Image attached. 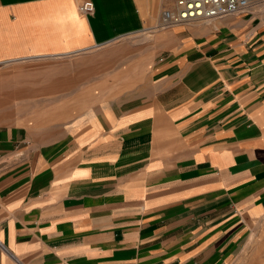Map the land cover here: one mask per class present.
<instances>
[{
  "label": "crops",
  "instance_id": "1",
  "mask_svg": "<svg viewBox=\"0 0 264 264\" xmlns=\"http://www.w3.org/2000/svg\"><path fill=\"white\" fill-rule=\"evenodd\" d=\"M156 1L0 0V264H264V0Z\"/></svg>",
  "mask_w": 264,
  "mask_h": 264
},
{
  "label": "built area",
  "instance_id": "2",
  "mask_svg": "<svg viewBox=\"0 0 264 264\" xmlns=\"http://www.w3.org/2000/svg\"><path fill=\"white\" fill-rule=\"evenodd\" d=\"M251 9V0H174V7L162 13V26L171 28L188 23L211 22L226 16L248 14ZM80 11L92 13L93 3H84Z\"/></svg>",
  "mask_w": 264,
  "mask_h": 264
},
{
  "label": "rangeland",
  "instance_id": "3",
  "mask_svg": "<svg viewBox=\"0 0 264 264\" xmlns=\"http://www.w3.org/2000/svg\"><path fill=\"white\" fill-rule=\"evenodd\" d=\"M253 3L256 2V0H251ZM159 2V7H162V12L164 9H172L174 7V0H157L156 3ZM165 28V27H164ZM157 32H152V33H139L136 35H132L129 37L123 38L122 42L119 44H111L110 46L100 49L98 51V55H102L104 59H110L111 57H121L122 59L127 58L128 56H132L134 49L133 45L134 43H148L154 39V35H156ZM120 58V59H121ZM2 70V69H1ZM20 69L17 68V66L14 65H9L4 69V71H19ZM125 75V74H124ZM132 75V74H131ZM127 76L124 77L123 80H120L119 82V88L121 89L122 87H125L126 84L130 81L126 80ZM11 86L15 84V81L10 82Z\"/></svg>",
  "mask_w": 264,
  "mask_h": 264
}]
</instances>
